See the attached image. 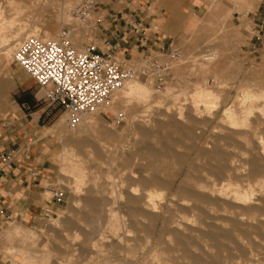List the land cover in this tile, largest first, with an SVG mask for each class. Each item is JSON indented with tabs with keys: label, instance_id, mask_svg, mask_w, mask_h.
Wrapping results in <instances>:
<instances>
[{
	"label": "rangeland",
	"instance_id": "374dc122",
	"mask_svg": "<svg viewBox=\"0 0 264 264\" xmlns=\"http://www.w3.org/2000/svg\"><path fill=\"white\" fill-rule=\"evenodd\" d=\"M83 1L71 0V11L68 17H65L68 24L65 25H62L61 15L64 6H68L67 0H44L39 7L37 0H16L12 5H2L7 20L13 23V28L8 25V28L11 27L10 35H15L20 23L29 25L28 35L36 28H40V34L44 35L49 32V26H56L58 31L55 37L63 27L74 25L77 27L73 38L75 44V39L80 37L76 34L85 33L81 30L84 25L76 20L77 14L73 13L72 9ZM94 1L97 2L98 8L92 14L93 21L100 16L122 10L129 4L127 0ZM262 1L205 0L203 15L176 39L174 47L179 48L180 58L166 89L161 91L162 93L156 92L150 84L138 80V83L148 84L151 88L148 99L133 98L127 102V107L122 108L117 98L113 111L100 112L106 129L114 131L115 136L110 138L100 134L99 146L88 133L78 135L83 127L65 123L66 115L61 110L54 109L49 112L46 102L40 99V87L16 62L11 60L10 66L6 67L0 65V119L9 117L19 109L18 103H22L20 99L30 97L33 100L30 107L26 104V111L33 113L35 118H40V135H43V141L49 148L54 149L58 157L52 158L53 180H48L45 184L64 188L67 196V202L61 205L56 213L41 217L34 228L9 223L10 226L23 227L25 231H18V235L10 236L9 228L0 233V258L3 257V261L9 264H193L192 259L196 256L199 258V264H253V258L257 260L254 264H260L259 259L264 260V238L253 235L255 230L252 228L248 229V237H240L237 230L241 226L234 225L250 222L248 217L244 219L237 216V211L228 209L217 214L229 221H218L215 228H206L197 223L200 219L197 213L179 214L175 209L172 213L168 211L172 206V199H175L174 193L178 192L179 182L189 174V166L203 170L204 167H209L208 163L217 165L216 160L207 155L213 148L225 154L231 153L235 161L250 157L264 161L259 153L264 149V142L257 146L254 143L257 140L255 136L250 137L248 141L243 137L228 136L227 130L222 127L229 126L223 122V112L235 105L243 90H264V28L252 14L257 11ZM19 10L21 14L18 13ZM98 31H92L90 37L97 35ZM84 40L83 44L75 46L84 49L89 40L88 36H85ZM211 54L217 55L218 59L212 63L204 61V58ZM26 87L31 88L28 92H23L22 88ZM201 90L214 93L215 105L209 110L214 112V115L211 118L204 116L199 119L203 122L205 120L204 123L194 124L196 113L192 102ZM43 109L45 111L41 114ZM121 109L126 110V118L121 123H115L113 115ZM174 112L176 116H173ZM180 114L184 116V121L178 120ZM89 116L91 115L81 116L79 122ZM208 120L210 122H207ZM171 123L176 129L178 127L177 131L170 128ZM187 130L191 133H187ZM249 130L253 135L252 127ZM145 133L150 134L149 139L144 138ZM81 141L84 143L80 144ZM167 145L172 147L175 154L159 159L160 164L168 169L163 173L172 176L180 172L182 176L172 191L167 188L152 190L158 193L157 200L163 203V216L172 217L173 224H176L164 227L161 226L162 221L150 224L149 220L144 219L146 229L138 222L131 226L127 221V199L116 195L132 188L142 190L137 182L132 180L131 174L133 171L147 168L150 157L146 148L161 152ZM245 149L249 151V155H243ZM135 153V162L129 164L126 161L128 156ZM116 154L119 156H114ZM176 154L181 157L180 165L177 164ZM62 167L63 170L74 172L84 180L77 182L71 173H65L61 178ZM193 175L203 178L204 182H213L218 187H228L231 183L230 189H227L228 196H224L228 203L234 202L233 191L242 190L253 192L255 199L252 205L263 207L257 200L264 201V175L230 182L228 179L217 177L205 178L202 173L195 171ZM181 194V199H187L186 194ZM179 197L175 200H181ZM115 199H118V202ZM179 203H185V207L193 204L184 201ZM117 204L120 208H125L119 210ZM118 211H123L124 214ZM203 211L217 215L211 207ZM185 215L189 219L185 218ZM187 220H190V224ZM261 223H264V217H257V220L250 224L258 228L264 236V226ZM186 226H194L200 231L218 236L219 248H215L213 241L189 232ZM171 231L182 234L178 237L182 245L178 244L177 237H174ZM183 248L192 251L194 257L184 254Z\"/></svg>",
	"mask_w": 264,
	"mask_h": 264
},
{
	"label": "bare ground",
	"instance_id": "6f19581e",
	"mask_svg": "<svg viewBox=\"0 0 264 264\" xmlns=\"http://www.w3.org/2000/svg\"><path fill=\"white\" fill-rule=\"evenodd\" d=\"M15 2H16V0H0V63H1L0 65H3V67L10 66L11 60H13V54H14L16 47L22 41V39L28 35L27 28L29 27V25L21 24V23L18 24V30H17V32H15V35H12V34L10 35V33H11L10 28L12 27L11 24H13V23H11V21L9 22L7 20V18L5 16V11L3 10L4 6L2 4L12 5ZM43 2H44V0H37L38 7ZM67 2L68 3H66V5H68V6H64V12L61 15V16H63V18H61L62 25L68 24V22H67L68 19H66L65 17H68L69 12L71 11V9H70L71 8V0H67ZM20 10L22 11V9H20ZM20 10L18 11V13L21 12ZM8 25H10L11 27L9 26L10 28H8ZM57 31H58V28L56 26L51 25V26H49V32L44 33V35H42V33L40 34V28L34 29V31L31 32L29 35L34 34V35H39L43 38H54ZM76 31H77V29H75V31L73 33V38L75 37ZM76 35H79L80 37H77V39H75V42H76L75 45L78 44L80 46L81 44L84 43V41H85L84 38L86 35H84L82 32H78V34H76ZM81 36H83L84 38H82ZM216 59H218V56L211 54L209 56H206L204 58V61H208V62L212 63V62L216 61ZM140 81H143V80H140ZM144 82L145 81H143V83ZM145 83H147V82H145ZM148 84H140V83H138V80L129 81L122 89H120L118 91V93L116 95V101L119 99V101H118L119 104L122 105V108H125V107H127V106H125L127 104V102L129 100H132L133 98H138L141 100L148 99L151 95V92H152V90L148 86ZM214 97H215V95L212 91L201 90L198 93V95L193 98L192 105H193L194 111L196 113V117H195L196 119L193 118L195 120L194 124L204 123L205 120H204V122L199 120V119L203 118L204 116L208 117V118L213 117L214 112H209V110L212 109V105H215V103L213 102ZM113 106L110 109H106V111L107 110L113 111L115 109V107H113ZM179 112H176V113H179ZM173 114H174L173 116H176L175 112ZM84 115H91V116H89L88 118L87 117L83 118L84 121L78 123V126L83 127L80 129L78 135L82 134V133H88L89 135H91L94 138V141L98 146L101 143V140L99 137L100 134H103V135L110 137V138H113L115 136L114 131H110V130L106 129V126L102 120V117L100 116L99 111L89 113V114H84ZM210 115H212V116H210ZM171 119H170V121H172ZM183 119H184V116L182 114H180V118H178V120L182 121ZM207 122H210V121L208 120ZM223 122H226L227 124H229V126L228 125H222V127H224L223 129L227 130L228 136L243 137L247 141L250 140V137L255 136V137H257V140L254 143L257 146H261V144H263V142H264V90H262L260 92H253L251 90H245V91L243 90L241 97L237 100V102H235V105L230 106L229 108L225 109V111L223 112ZM65 123H66V120H65ZM182 124H183V122H182ZM251 127L253 129L252 132H254L253 135H252V133H250L251 131L249 130V129H251ZM170 128L173 131L178 130V127L176 129V126H174L173 124L171 125ZM188 130H190V129H188ZM187 133H191V131H188ZM143 136L146 139L150 138L149 133H145ZM184 136H185V134H184ZM222 139L223 138H218V140H222ZM79 143L83 144L84 141H81ZM136 144L137 143H135V145ZM146 150H147L148 155L150 157V161L147 165V168L146 169L144 168L141 170L139 169V171L136 170L137 172L133 171V173L131 174L132 180L136 181L137 185L140 186L142 188V190L139 191V190H137V188H132L128 192L123 191V192L119 193L120 195H116V196H118V197L122 196V197L127 199L126 203H128V211H129L128 212L129 217H128L127 221L131 226H134V224H136L138 222L139 225H142L146 229V227H145L146 222L143 221L145 219V221L149 220L150 224H155V223H158V221H162L161 226L167 227L170 224L171 225L173 224V220L171 219L172 217L169 218V217H167V215L166 216L164 215L165 217L163 216V214L165 213V210L163 208V203L160 202L161 200L160 201H158L159 199L157 200V197H158L157 194L158 193H156V191L154 192L152 190V188L153 189L154 188H160V189L167 188V189H170V191H172L171 189L174 190L178 179H180L182 176L181 175L182 173L179 174L180 172H178L172 176H167L163 173L168 169H166L167 166L160 164L159 159L162 156H170V155L174 156L175 153H174V150L172 149V147H170L168 145L164 146L163 150L161 152L154 151L151 148H146ZM244 152H245V154H243V155H249V151H246V149L244 150ZM259 153L264 158V149L259 151ZM117 154H119V153H117ZM117 154L114 156H119ZM136 155L137 154L135 153L132 156H128L126 161L129 164L135 162V156ZM176 155H178V154H176ZM207 155L209 157H212V159H215L217 165L214 163H208L209 167H204L203 170H199L197 167H194L193 165L189 166V170H188L189 174L186 175V177L182 180V182H179L180 184L178 186V192L174 193L175 199L176 198L178 199V197L180 195L182 196L181 193L186 194L187 199H185V200L181 199L183 196L182 197L180 196L179 198L181 200H178V201H176L177 199L173 200L171 198L172 199V206H170L171 204H169L170 207L169 206L168 207L170 209H169L168 213H172L174 209L179 214L180 213L186 214L189 212L194 213V214L197 213L200 217V219L198 220L197 223L200 226H204L206 228H215V226H216L215 224L218 221L219 222L220 221H222V222L229 221L227 219H224L222 216L218 215L217 214L218 212H221V211L226 212L228 209L231 211L232 210L237 211V213H238L237 216L242 217V218L248 217L250 219V222L234 223V225H236V226L237 225L241 226L237 230L239 232L240 237H248L249 236L248 229L252 228L255 230L253 235H255L259 238H264V236L260 233L259 229L250 224L251 222L253 223V221L257 220V217H264V201H262L260 199L257 200L259 203H261L263 205V207L254 206V205H252L253 200L255 199L253 192H249V191L248 192H242V190H240V191L235 190V191H233L234 202L228 203L227 200H224V196H228L227 195V189H230L229 186L231 187V183L228 185V187L227 186L218 187L217 184H214L213 182L211 184L204 182L203 178L201 179L199 176L193 175L194 171H195V172L202 173L205 178H212V177L216 178L217 177L219 179H228L229 182L232 180H239L240 181V180H245V179H254L256 177L264 175V161H263V159L258 160V158H256V157H250V158H241L239 161H235L234 157L232 158L233 155L231 153L225 154L217 148L216 149L213 148V150L209 151L207 153ZM180 158L181 157H179V155H178L177 164H179V165L181 164ZM64 162L66 163V159H64ZM181 172H184V171H181ZM65 173L74 174L76 181L79 183H81V181L84 180V178H82L79 175H76L74 172H71L67 169L63 170V167H62L60 170L61 178L66 175ZM77 174H79V173H77ZM203 175H200V176L202 177ZM190 180H191V182H190ZM78 189H79V187H78ZM124 198H123V200H124ZM160 199H162V198H160ZM117 200H116V202H118ZM179 201H181V202L184 201L186 203L190 202L193 204L191 206H189V204H188L187 207H185V203L181 204V203H179ZM120 202H122V200ZM110 203H111V200H110ZM124 204L125 203H123V205ZM117 206H118V204H117ZM125 206H126V204H125ZM207 207H211V210L213 212H215L217 215H212L211 213L207 214L206 211H203ZM123 208H125V207H123ZM123 208L119 207V210L120 209L122 210ZM119 213L122 214L123 211L119 212ZM168 213H166V214H168ZM141 218H143V219H141ZM185 218H187L186 215H185ZM187 219H189V218H187ZM185 221H186V219H185ZM189 221L190 220H187V223L190 224ZM191 221H193V220H191ZM230 222L233 223L235 221H230ZM177 223L181 224V222H179V220L177 221ZM175 224H173V225L175 226ZM261 225L264 226V223H261ZM136 228H137V226H136ZM186 229L191 233L198 234V236L201 237L202 239H206L208 241H213V243L215 244V248L216 249L219 248L220 244H219V241L217 240L218 236H214L212 233H206V232L200 231V230L194 228V226H186ZM171 233L173 234L174 237L175 236L177 237L178 244L182 245L183 243H181L180 239H178V237L182 236V234L180 232H175V231H171ZM221 236L222 235H219V237H221ZM159 244H160V242H159ZM182 251L186 255L189 254L191 256L193 254L192 251H188L185 248H183ZM256 262H257L256 258H253L252 263L254 264ZM258 262H260V264H264L263 258L259 259ZM192 263L193 264H199V258L195 256L192 259ZM239 264H242V263H239Z\"/></svg>",
	"mask_w": 264,
	"mask_h": 264
},
{
	"label": "crops",
	"instance_id": "0c3cea01",
	"mask_svg": "<svg viewBox=\"0 0 264 264\" xmlns=\"http://www.w3.org/2000/svg\"><path fill=\"white\" fill-rule=\"evenodd\" d=\"M127 2L129 4L122 10L105 15L97 34L99 39L109 41V44L101 42L100 48L107 50L112 47L121 59L130 55H147L161 48L171 50L176 39L203 15L206 8L205 0ZM252 14L264 28V0ZM30 88H22V91L28 92ZM32 103V99L18 103L19 109L0 119V233L10 228V236L25 231L23 227H36L41 217L50 216L48 210H53L54 214L59 208L53 205L48 191L55 186L45 184L53 180L52 158L58 157L40 135V118L26 111V104L30 107ZM12 151L16 153L11 155ZM11 222L23 227L10 226ZM0 264L9 262L1 257Z\"/></svg>",
	"mask_w": 264,
	"mask_h": 264
},
{
	"label": "built area",
	"instance_id": "2783aa9c",
	"mask_svg": "<svg viewBox=\"0 0 264 264\" xmlns=\"http://www.w3.org/2000/svg\"><path fill=\"white\" fill-rule=\"evenodd\" d=\"M97 8L94 0H84L73 9L76 20L84 25L81 30L89 39L84 49H78L73 42V33L77 29L73 25L63 27L54 38L27 35L13 54V61L40 87V99L46 102L49 112L61 110L69 126L78 124L84 114L106 112L115 104L118 91L131 80H143L156 92L165 90L180 58L179 48L175 47L123 59L116 56L112 47L102 50L100 43L109 44V41L99 39L95 34L90 37L92 31L99 30L105 17L93 21L92 14ZM125 118L124 109L113 115L115 123H121ZM48 191L55 207L67 202L64 188L55 186ZM47 213L53 215V210Z\"/></svg>",
	"mask_w": 264,
	"mask_h": 264
},
{
	"label": "trees",
	"instance_id": "16d2710c",
	"mask_svg": "<svg viewBox=\"0 0 264 264\" xmlns=\"http://www.w3.org/2000/svg\"><path fill=\"white\" fill-rule=\"evenodd\" d=\"M31 100V98L30 97H27V98H22V99H20V101H22V102H25V101H30Z\"/></svg>",
	"mask_w": 264,
	"mask_h": 264
}]
</instances>
